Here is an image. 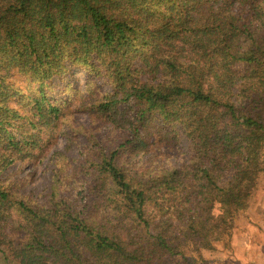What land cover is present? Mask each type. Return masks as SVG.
<instances>
[{"label":"trees","instance_id":"16d2710c","mask_svg":"<svg viewBox=\"0 0 264 264\" xmlns=\"http://www.w3.org/2000/svg\"><path fill=\"white\" fill-rule=\"evenodd\" d=\"M75 70L122 137L89 139L82 188L45 205L0 180V264H206L264 175V0H0V174L44 155ZM181 134L188 162L132 169Z\"/></svg>","mask_w":264,"mask_h":264},{"label":"rangeland","instance_id":"374dc122","mask_svg":"<svg viewBox=\"0 0 264 264\" xmlns=\"http://www.w3.org/2000/svg\"><path fill=\"white\" fill-rule=\"evenodd\" d=\"M15 82L19 86L26 84V79L16 75ZM87 82H92L87 87ZM58 89L52 94L53 100L70 102L71 107L54 129H45L43 134L44 155L34 160L20 161L0 174L2 182L15 185L20 194L33 205H45L57 184L68 194L78 191L83 186L82 176H75L80 163L86 159L85 151L89 139L101 140V146L108 148L122 137V132L115 130L103 120L92 117L86 106L93 101L98 92L110 91L105 81H98L88 73L75 70L71 77L54 82ZM69 84L67 93L64 92ZM98 91V92H97ZM181 142L166 149L156 150L150 154L140 155L131 160L132 169L152 173L165 168L180 167L189 160V143L181 134ZM74 175V176H73ZM73 176V178H70ZM264 175L249 208L240 213L236 220V231L232 241L214 244L215 251L203 252L206 264H264V226L258 225L264 219ZM262 209V210H260ZM189 258L196 254L188 252ZM183 259L176 257L166 264H181Z\"/></svg>","mask_w":264,"mask_h":264},{"label":"crops","instance_id":"0c3cea01","mask_svg":"<svg viewBox=\"0 0 264 264\" xmlns=\"http://www.w3.org/2000/svg\"><path fill=\"white\" fill-rule=\"evenodd\" d=\"M259 205H260L262 208H264V203H260ZM260 210H262V209H260ZM262 218H264V217H262ZM259 224H261V226H264V219L260 220L259 223H258V225H259ZM259 226H260V225H259Z\"/></svg>","mask_w":264,"mask_h":264}]
</instances>
